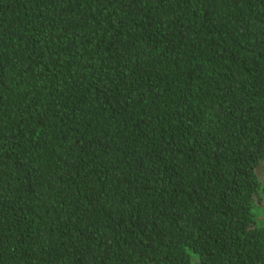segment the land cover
Here are the masks:
<instances>
[{
	"label": "trees",
	"instance_id": "16d2710c",
	"mask_svg": "<svg viewBox=\"0 0 264 264\" xmlns=\"http://www.w3.org/2000/svg\"><path fill=\"white\" fill-rule=\"evenodd\" d=\"M264 0H0V264H264Z\"/></svg>",
	"mask_w": 264,
	"mask_h": 264
},
{
	"label": "rangeland",
	"instance_id": "374dc122",
	"mask_svg": "<svg viewBox=\"0 0 264 264\" xmlns=\"http://www.w3.org/2000/svg\"><path fill=\"white\" fill-rule=\"evenodd\" d=\"M257 175H258V178H259L261 184H263L264 183V161L258 165ZM260 195H261L263 204L261 205V207L259 209L258 216H259L260 223L262 225H264V192H262Z\"/></svg>",
	"mask_w": 264,
	"mask_h": 264
}]
</instances>
